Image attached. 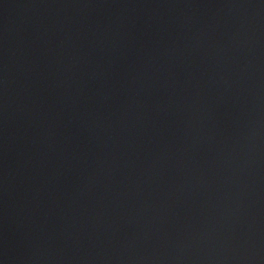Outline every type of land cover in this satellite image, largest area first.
<instances>
[{"label": "water", "instance_id": "water-1", "mask_svg": "<svg viewBox=\"0 0 264 264\" xmlns=\"http://www.w3.org/2000/svg\"><path fill=\"white\" fill-rule=\"evenodd\" d=\"M0 264H264V0H0Z\"/></svg>", "mask_w": 264, "mask_h": 264}]
</instances>
